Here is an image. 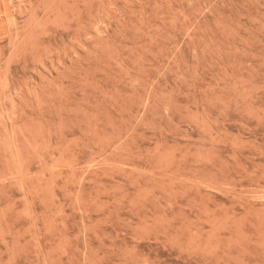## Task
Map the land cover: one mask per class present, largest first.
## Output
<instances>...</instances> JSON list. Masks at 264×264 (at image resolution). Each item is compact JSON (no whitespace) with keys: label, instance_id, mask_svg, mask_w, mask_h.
Listing matches in <instances>:
<instances>
[{"label":"rangeland","instance_id":"374dc122","mask_svg":"<svg viewBox=\"0 0 264 264\" xmlns=\"http://www.w3.org/2000/svg\"><path fill=\"white\" fill-rule=\"evenodd\" d=\"M0 264H264V0H0Z\"/></svg>","mask_w":264,"mask_h":264}]
</instances>
